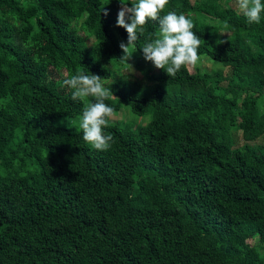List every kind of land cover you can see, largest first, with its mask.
I'll return each instance as SVG.
<instances>
[{
  "label": "trees",
  "instance_id": "1",
  "mask_svg": "<svg viewBox=\"0 0 264 264\" xmlns=\"http://www.w3.org/2000/svg\"><path fill=\"white\" fill-rule=\"evenodd\" d=\"M119 9L0 0V264H264V143H253L264 135V13L249 24L222 0H169L161 16H190L199 56L229 71L159 69L144 90L115 82L108 106L150 116L109 122L114 143L98 151L80 127L55 124L85 101L50 67L105 79L102 58L125 65ZM158 32L149 21L130 49L144 58Z\"/></svg>",
  "mask_w": 264,
  "mask_h": 264
},
{
  "label": "clouds",
  "instance_id": "2",
  "mask_svg": "<svg viewBox=\"0 0 264 264\" xmlns=\"http://www.w3.org/2000/svg\"><path fill=\"white\" fill-rule=\"evenodd\" d=\"M119 2L116 26L127 32V43L121 42L119 45L127 60L130 58L129 48L134 47L135 42L144 35L145 25L149 21H158L159 32L154 37L150 36L141 48L144 59L151 61L157 69L165 70L171 78L182 68H194L198 64L201 37L193 31L195 25L190 16L175 11L161 16L169 0ZM236 4L249 24L260 23L261 14L264 13L262 0H236ZM104 14L108 13L105 11ZM63 84L73 90L72 100L85 101L80 117L84 141L98 151H107L114 143L113 136L104 131L115 115L114 108L105 103L114 96L111 89L105 87L100 76L80 71L65 78ZM88 97H92L93 102H86Z\"/></svg>",
  "mask_w": 264,
  "mask_h": 264
},
{
  "label": "rangeland",
  "instance_id": "3",
  "mask_svg": "<svg viewBox=\"0 0 264 264\" xmlns=\"http://www.w3.org/2000/svg\"><path fill=\"white\" fill-rule=\"evenodd\" d=\"M194 1V0H191ZM222 2L226 5H230L234 7L238 12L239 9L236 4V0H222ZM80 33L85 34V32L80 29ZM89 45L93 44L92 38L88 40ZM124 42L123 40H119V43ZM125 43V42H124ZM128 55L130 58L127 60L125 65H120L113 60L102 58V62L112 71V75L108 78L102 79L105 87L111 89L115 85V82L122 80L124 84L127 86H136L141 90L151 88L154 85V82L148 81L146 79V75L152 72H158L157 69L152 63L146 61L143 57L138 56V54L129 48ZM189 70L199 71V72H211L216 70H221L224 73L229 71L228 67H222L219 63L213 61L206 55H201L198 64L194 68H188ZM50 75L55 78L57 82H61L60 80H64L66 77L65 70H56L50 67ZM117 78H114V76ZM88 98H86V102ZM149 114L145 115H136L133 114L127 105H123L119 111L115 112L114 117L110 120V122L119 123L120 125H130L131 127H135L138 124H144L149 119ZM80 117L81 116H59L55 119V124L65 126L68 128H79L80 127ZM232 139L234 146H240L244 143L242 138V134L240 131H234L232 133ZM254 144L264 143V135L259 137ZM91 145V144H90Z\"/></svg>",
  "mask_w": 264,
  "mask_h": 264
}]
</instances>
